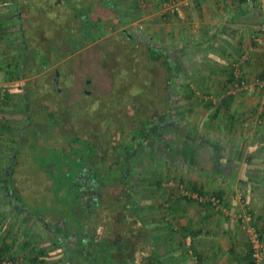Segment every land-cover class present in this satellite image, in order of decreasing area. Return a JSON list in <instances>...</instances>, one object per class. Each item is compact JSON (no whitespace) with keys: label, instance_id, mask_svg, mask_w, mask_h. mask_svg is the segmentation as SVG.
<instances>
[{"label":"crops","instance_id":"1","mask_svg":"<svg viewBox=\"0 0 264 264\" xmlns=\"http://www.w3.org/2000/svg\"><path fill=\"white\" fill-rule=\"evenodd\" d=\"M88 1L93 3L87 4ZM88 1H74L81 3L76 9V25L70 22L69 26L65 25L69 30H73L67 37L76 35L78 38L84 20L91 23L97 21L103 26L105 33L98 42L118 34L128 39L133 47L141 48L145 61L146 58L149 60L152 70H148L151 76L148 83L152 86V91L154 90L151 99L163 101L166 94H178L171 89L180 83L184 85L182 96L185 100L197 99L203 103L211 100L210 103L205 102L202 107L200 103L198 108L202 122L200 131L211 133L207 137L204 153H201L204 158L197 160L193 155L187 157L190 163L198 165L196 168L201 171L199 183L194 184V187L199 186L204 194L215 192L225 199L224 203L228 209L232 202L233 205L238 204L236 199L233 201V196L241 192L240 197L246 198L252 204L249 211L256 214L257 227L264 239V188L261 187L264 186V180L255 181V175L260 172L255 170L256 165H260L257 169H262L264 178V91L255 85L256 80L263 77L264 50L252 41V36L258 32L264 16L245 0H177L180 3L188 2L181 14L164 11V3L167 0ZM115 2L117 7L114 6ZM63 4L65 2L61 0H0V260L5 258L4 254H9L5 249L7 244L13 243L14 238V234L9 230L14 226L10 212L14 210L16 175L13 165L19 159L16 152L21 147L27 156L35 154L31 134L27 137L29 128L20 131V134L17 131L18 126L23 124L25 114L30 112L42 116L45 112L48 116L52 111L57 112L63 108L62 103L59 106L54 103L57 95L60 99L68 100V96L73 94V104L88 99L89 102L82 104L94 106V92L104 91V81L107 77L100 72L102 70L97 71V80L92 78L93 75L87 74V77L93 80L94 89L87 88L90 94L83 92L85 86L82 90H74L71 86L65 95L59 94L55 91L57 87L52 80L44 83L37 79L43 74H49L53 69L61 68L64 63L63 56L58 58L56 55L63 51L66 40L62 38L63 34L59 28L63 23ZM101 8L106 11L104 15L101 14ZM68 12L67 17L69 15L72 18V11ZM82 12L88 14L79 16ZM112 20H115V27H112ZM132 31L136 32L132 34ZM46 32L50 39L43 38L47 35ZM142 32L145 34L141 41L138 36L142 35ZM78 52L70 51L66 59ZM153 53L154 58H151ZM89 65L87 67L96 68L94 62ZM74 67L76 68L75 65ZM164 68L171 69V72L165 71ZM159 70H164L162 78L152 80L151 74H159ZM73 78L76 80L75 73ZM193 85H196V88ZM139 92L142 91L136 94ZM47 98L52 104L45 102ZM64 109L68 110L67 107ZM159 114L158 112V117ZM165 114L169 116L170 112ZM88 139L91 138H84L83 141H89ZM245 153L248 156L243 158ZM18 167L17 179L24 180L25 168L28 170L27 162L22 161ZM36 172L40 176L43 174L41 168ZM254 186L260 189L258 194L251 192L255 189ZM156 210L157 213L160 212L158 207ZM200 211V217L206 221L210 216L207 212L211 213L210 210ZM118 212L117 225L134 224L142 228V220H132L129 223L125 215L121 217L124 210L120 209L115 213ZM125 214L131 215V212L126 210ZM132 214L134 216V213ZM138 216L141 217L139 213ZM21 218L24 224V217ZM152 218L155 219L154 227L157 228L155 234L151 235L152 247H155L159 245V236L162 235L158 230L162 222L159 215ZM63 221L66 224L63 229L68 228L65 219ZM86 222L90 221L87 219ZM119 226L112 228L118 229ZM218 226L220 230L216 231L217 235L206 240L211 243L213 251L206 253L204 258L200 257L199 261L202 264H253L250 253L240 248L242 239L233 233L228 236L230 225L221 219ZM85 227L87 228L81 236L83 240L88 241L90 246L87 248L91 250V247L94 248L95 243L99 242L96 225L89 223ZM133 238L131 235H125L123 239L112 240L107 236L105 240H101L103 244H108L102 250V258L105 259L107 254H110L112 259L104 264H160L159 259L161 264L176 263L171 261L174 259L173 255L164 259V256L157 253L156 248L149 258L144 257L142 252H138L141 248L137 247L136 238ZM171 240L173 242V239ZM25 243L23 242L24 246ZM172 249L174 250L173 247ZM96 252L97 248L92 251V255ZM23 259L25 257H22Z\"/></svg>","mask_w":264,"mask_h":264},{"label":"rangeland","instance_id":"2","mask_svg":"<svg viewBox=\"0 0 264 264\" xmlns=\"http://www.w3.org/2000/svg\"><path fill=\"white\" fill-rule=\"evenodd\" d=\"M61 1L65 2V4L62 7V14H64L63 23L59 28L60 33L63 34L62 38L66 40L63 51L56 54L58 58L63 56L64 59L62 69L60 68V70L64 73L69 71L75 73L76 80L73 78L76 81L73 84L74 90L83 89L86 80L89 79L87 74L88 76L93 75L92 78L97 80L99 77L97 71L102 70L100 72H103L107 77H105L104 81V91L99 93L97 90V92H94V106H86L88 103L83 105V102H89L86 98H83L86 101L82 100V103L77 102L73 104V94L68 96L70 99L72 98L71 101L69 98L65 100L64 98L60 99L57 97L54 103L58 106L62 103L61 106L63 108H68V110L61 112L62 115L66 114V111L68 112L65 116L67 120L62 121L59 116L56 117V120L60 123L55 121L53 124L49 116L45 115L47 114L45 112H43L42 116L25 112L24 120H22L23 124H21V127L18 126L17 131L20 134V131L29 128L30 131H27V137H30V133L31 139L33 138L35 141L37 140L36 136L40 137L37 147L42 150L37 155L27 156L30 164H27L28 170L25 168V179L19 180V183L16 184L14 210L10 212L13 215L11 223L14 226L9 230V232L14 234V238L13 243L7 244L8 247L5 250L9 254H4L5 258L0 260V264H6L5 261L7 259L9 261L12 260V264H100L103 261L102 256L104 252H96L95 255H92V251L97 247H91V250L86 249V247L90 246L86 239L83 240V247L87 253L81 252L83 248L82 239L80 238V242L77 241L78 236L74 238V243H70V245L66 243L72 239L73 233L81 236L82 232L87 228L85 225L89 223H92V225L96 223L97 239L99 240L107 236L111 237L112 240H119L123 239L125 235H131L134 237L133 239L136 238L137 247L141 248L138 252H142L146 258H149L150 253H153L156 248L157 253L162 257L164 256V259L168 255L169 258L173 255L174 259H171V261H175L176 263L174 264H202L199 258H204L206 253L208 254L213 251L211 243H207L206 240L211 236L217 235L215 233L220 230L218 223L221 219L230 225L228 236L233 233V235L242 239L243 243L240 244V248L250 253L251 260L255 264L252 256L250 236L246 232V225L243 222V215L245 213L250 214L253 218V225L259 230L256 223V214L251 210L249 211V207L252 204L246 198L240 197L241 192H238L233 196V201L236 199L238 204L233 205L232 202L228 209L224 203L225 199L219 197L215 192L204 194L199 186L194 187V184L197 185L199 183L198 179L201 171L199 168H196L198 165L191 164L187 157L193 155L197 160L204 158L201 153H204L207 137L211 133H202L200 131V123L202 122H200L201 117L198 115V108L200 103L202 107L205 102L210 103L211 100L204 103L197 99L195 101L185 100L182 96L184 85L180 83L175 84L171 89V91L178 94H170L169 96L166 94L163 101L160 99L153 100L150 96L147 98L145 93L150 89L148 82L151 80L148 70L152 71L150 62L147 58L145 61L141 48L138 46L133 47L132 43L128 39H124L123 35L114 34L113 36L106 37L100 42L87 45L88 47L83 51L66 59L70 51L75 52L76 49H79L80 42L84 43L83 39L90 41L93 32L91 33L88 30L90 29V24H84L79 33V38L81 35L84 38L78 39L79 44L77 41L76 43L73 42L71 39L72 35L67 37L66 35H69V32H73V30H69L65 25L69 26L70 23L76 25V21H74L77 16L76 9L79 8L81 2H74L75 0ZM87 4H90V1ZM114 6L117 7L118 4L115 2ZM85 9L83 8V10ZM67 10L72 11V18L69 15L67 17L66 14H69ZM105 13L106 11L102 9L101 14L104 15ZM114 21L112 20V27L114 26ZM135 32L132 31V34ZM41 33L43 34L44 32L42 31ZM144 34L142 32V35L138 36L141 41ZM43 38L50 39L48 33ZM153 55L154 53L151 55V58H154ZM151 60L153 61V59ZM93 62L96 68L87 67ZM146 65H149L148 68L143 67ZM42 71L43 69H41V73ZM163 74L164 70H159V74L152 73V80L162 78ZM43 76L47 78L48 74H43ZM43 76L37 77V79H41ZM51 76L50 74L49 77L53 78ZM193 86L196 88V85ZM61 87L67 90V84H61ZM91 88L94 89L93 86ZM187 90L186 88L185 91ZM138 91L142 92L136 94ZM144 95L145 98H143ZM158 95L160 96V92H158ZM175 96H178V98H174ZM45 102L49 104L51 101L47 98ZM54 103L53 105H55ZM167 111L170 112L167 120L159 123V117ZM158 112L160 113L159 117L157 116ZM145 117L146 119H150L152 123V125H148V129L150 130L149 136L151 135V138L146 146L142 145L141 140L138 142L133 140L146 125V121L143 120ZM26 120L28 121L27 124ZM56 124L58 126H54ZM47 126L48 129L52 126L53 132L48 133V135H42ZM35 132L37 135L34 134ZM73 132H75V135L82 136L83 138L88 137L95 141L97 139L96 136L99 135L101 136L100 141L102 140L104 147H107V149H110L111 146L120 140L121 132L125 135L118 145L121 150L120 153L129 147L128 158H126V163L124 164V169L127 171V174L129 173L130 177L126 182L130 186H127L126 189L133 190V198L141 216H138L136 219L142 220V228L134 224L117 225L116 218L119 212L115 213L116 211L109 204H115L116 201L121 199L122 203L126 201L130 205L133 200L130 196L126 198L125 193L127 190L120 186L116 187V190L113 192L106 194L104 192L101 200L105 201L106 206L100 205L105 210L102 213L100 223H97V214H95V219H91V222H86V218L91 217L92 214L85 208V215L83 212H79L65 219L70 227V232L66 237L61 235V232L64 231L62 228L65 225L63 221L65 216L62 217L61 215L67 207L64 204L67 202L69 195L56 198V194L62 186H58L57 184L52 185L48 175H45V171H43L44 176L37 175L36 171L41 168L42 163H45L48 168L56 170L57 173L54 175V178L59 183H61V180H64V186L65 182H67L66 177H71L70 174H73L75 170L81 171L76 164H74L75 167L69 168L70 171L68 172H64L63 170L65 169L62 167V164L65 162L70 163L69 166H72V155L79 154L78 147H69L74 144L71 138ZM243 134L245 133L243 132ZM262 141H264V137ZM25 143L26 141H24ZM62 143L66 144V146ZM86 143L88 141L85 140L77 144L83 148L86 146ZM31 144L35 145L33 141ZM58 145L60 146L56 147ZM64 149L66 150V155L63 153ZM87 153L89 154L88 151H85V154ZM246 156L248 155L245 153L242 157L245 158ZM259 166H255V170L260 171L255 175V181L264 180L261 173L262 169H257ZM29 171H31V175ZM254 184L259 185L257 182H254ZM254 187L255 189L252 188L251 192L258 194L260 189L258 190L256 186ZM261 187L264 188V186ZM77 190L73 189L70 191L72 197H75L73 194L77 198L80 196ZM187 193L189 195L199 193L204 201L201 202L194 199ZM17 195L21 198L20 200L16 198ZM236 195L238 198H236ZM212 197H218L221 200L220 208L211 205L209 199ZM8 201L10 202V200ZM77 203L78 206H81L80 201H77ZM201 205L207 207H202ZM157 207L160 210L159 213L156 212ZM202 209L210 210L211 212H207L210 216L207 217L206 221L200 217V210ZM125 211L124 209L121 217L125 215L126 220L131 222L133 218L125 214ZM155 215H159V219L162 222L158 229L162 235L159 236V245L152 247L153 241L151 235H154L157 229L154 227L155 219L153 220L152 218ZM21 217H24V224H22ZM42 217L44 218L42 219ZM126 220L123 219V221ZM22 225L24 228H22ZM57 226H60L61 230H58ZM112 226L119 227L118 229H114ZM261 237L263 239V236ZM171 239H173V242ZM23 242H26L25 246ZM62 244H64L63 247ZM26 252L28 253L27 255ZM22 257H25V259L22 260ZM115 263L118 264L119 262Z\"/></svg>","mask_w":264,"mask_h":264},{"label":"trees","instance_id":"3","mask_svg":"<svg viewBox=\"0 0 264 264\" xmlns=\"http://www.w3.org/2000/svg\"><path fill=\"white\" fill-rule=\"evenodd\" d=\"M87 14H88V12H82V13H79L78 15L79 16H82V15H87ZM83 22H84V24H90V26H89L90 29H88V30H90V32L91 33L93 32V33H92V36L90 38V41L87 40V39H83L84 38L83 35H81L80 38L79 37L77 38L76 35L75 36L74 35L71 36V39L75 43H76V41L78 42V39L79 40L83 39V41H84V43H81L80 42V44L78 42L79 49H76L75 52L84 50L87 45L98 42L99 40H101V38L104 37V34H105L103 32V26H101L100 23H97V21L91 23V22H89V20H84ZM85 22H87V23H85ZM84 24H82V26H84ZM96 31H97V34H96ZM32 60H34V59H32ZM164 65H165L164 67H166L167 66V63H165ZM164 70L165 71H168V72L169 71L171 72V69H169V68H168V70H167V68H164ZM48 116H49V119H51V121H52L53 124H54L55 121L59 122L58 120H56V117L58 116V113L56 111L50 112V115H48ZM167 118H168V115H166V114L160 116L159 117V119H160L159 120V123L164 122L165 120H167ZM143 120L146 121V125L144 126L145 129L144 128L141 129L133 140L135 142H138L139 140H141L142 145L146 146V144L148 143V141H149V139L151 137V135L149 136L150 130L148 129V125H152V123L150 122V119H148V118L146 119V117ZM54 126H58V125L56 124ZM51 127L48 129V126H47V129L43 132L42 135H44V134H47L48 135V133H52L53 132V129ZM33 132H34V130H33ZM34 134L37 135L36 132ZM124 136L125 135H123V133L121 132L120 140L116 143L117 145L115 144V145L111 146L110 149H107V147H104L102 140L100 141V137L101 136H99V135L96 136V138H97L96 141L93 140V139H91L90 141H88V143H86V146L83 147V148H81L78 145L79 143L83 142V141H81L79 139V137H77V138L71 137L72 138V142L74 144L72 146H69V147L70 148L73 147V146L74 147H78V150H79L78 153L79 154H77V155L74 154L71 157L72 158L71 160H74L75 163H79L80 164L83 160H85L83 158V156H85V157L87 156L88 158L89 157L91 158V155L94 156V158H95L94 160H95L97 166H95L94 169H91V171L89 170L88 172L91 173V177H89V178L93 182H96L95 188L97 189V191L96 190L93 191V189H89V191H93V193H95V191H96L97 194L94 197H95V199L96 198L97 199L99 198V202H98L99 205L106 206L105 201L101 200V198L104 196V192H105V194L106 193H110V192H113L114 190H116V187L122 186L125 190H127L126 193H125L126 198L128 196H130L133 200L131 201L130 205H128L126 203V201L124 203H122L121 202V199H120V200H118V201L115 202L114 207H112V208L116 209L115 211H119L120 209H122V211L124 209L130 211L131 212V215L129 214V216H131L133 218L132 220L135 222V221L138 220V219H136L137 218L136 215L138 216L139 209H138V207H136L135 200L133 198V190L126 189L127 186L128 187L130 186V185H128L126 183L127 180L130 179V177H129V173L127 174V171H125V169H124V164L126 163V158H128V149H129V147L126 150H123L122 153H120L121 150L119 149V145H118V143H120L122 141V139H124ZM36 137H37V140L36 141L33 138L31 139V141H33L36 144V146H34V145L32 146V148L35 149L34 150L35 151V154L34 155H37V153L41 151L39 149V147H37V144H39V142H40V137H38V136H36ZM62 144H64V143H62ZM64 145L66 146V144H64ZM59 146L60 145H58L56 147H59ZM85 151H88L89 154L88 153L85 154ZM82 152H84V153H82ZM63 153L66 155V150L65 149H64ZM16 156H17V159L18 158L19 159H18V161L16 160V162L13 165L14 175H16L15 177L19 176L17 174L18 171H19L18 170V168H19L18 166L20 164H22V161H25V162H27V164L28 163L30 164V162H28V159H27V154L23 152V149L21 147L17 150ZM74 161L72 162V165L75 164ZM62 165H63L62 167H64V169H65V170H63L64 172L70 171L69 167H72V166H69L70 163L68 164L67 162L63 163ZM79 167H81V165ZM41 168H44V169H41V170L45 171L48 174L49 181L52 183V185L57 184L58 186H64V184H63L64 180H61L60 181L61 183H59L54 178V175L57 173L55 169L48 168L45 165V163H42ZM80 170L82 171L83 169L81 168ZM12 172H13V170H12ZM29 174L31 175V171H29ZM36 174L37 175H40V174H38V172ZM36 174H35V176H36ZM74 176H76V174ZM66 178H69V177H66ZM66 178H65V180H66ZM71 180H74V179L73 178L72 179H68L67 182H65V186L70 185L72 183ZM86 181L87 180H84L83 182H86ZM17 183H19V180H17V178H15V181H14V193L15 194H16L15 191H16V188H17V185H16ZM128 193H129V195H127ZM68 195L69 196H68L67 202H65V204H64L67 207H66V209L64 210V212L61 215L62 217L65 216L64 219H68L69 217L75 215L74 214V211L72 209V206L70 204V202L73 204L74 197H72L70 193H68ZM57 196H58V194H56V198H58ZM73 196H75V195L73 194ZM88 196H89V194H88ZM16 198H19V200L21 199L18 195H17ZM132 213H134V216H133ZM85 218H83V219H85ZM87 219H88V217L86 218V220ZM140 221H141V219H140ZM129 223H131V222H129ZM59 227L60 226H57L58 230H61ZM67 227L70 228L68 225H67ZM80 237L77 239V241H79V242H80ZM81 239H82V237H81ZM95 244H96V247L98 249V252H100V253L102 252V250H103L104 247H107V244L106 243L103 244L101 242V240H99V242H96ZM111 260L112 259L110 257V254H107V258L103 259V261H101L100 264H104V263H106L108 261L111 262ZM159 260H160V264H161V259H159Z\"/></svg>","mask_w":264,"mask_h":264},{"label":"flooded vegetation","instance_id":"4","mask_svg":"<svg viewBox=\"0 0 264 264\" xmlns=\"http://www.w3.org/2000/svg\"><path fill=\"white\" fill-rule=\"evenodd\" d=\"M62 69V68H61ZM50 74L52 75L51 77H53V78H50L49 76H50ZM50 74H48V77L47 78H45V76H43L42 78H41V81L42 82H44L45 83V81H46V83H49V80H52V83L55 85V87H57L56 89H55V91L57 92V93H59V94H63V95H65L67 92V90H65L63 87H61V84L63 85V84H67V89L68 88H70L71 89V86L73 87V77H74V72H71V71H69V72H66V73H64L63 71H61L60 70V68H58V69H53L51 72H50ZM47 75V74H46ZM92 82H93V80H87L86 81V83H85V87H84V90H83V92L84 93H89L90 94V91L87 89V88H89V87H91L92 86ZM146 89H148L147 87H145ZM153 93H152V86H150V89H148L147 91H146V93H145V95H146V97L148 98L149 96H151ZM145 95H144V97L143 98H145ZM57 97H58V95H57ZM143 100V99H142ZM64 110H67V109H64V108H61V109H58V113H59V117L62 119V121H65V120H67V118L65 117L66 116V114L68 113L67 111H66V114H64V115H62L61 114V112L62 111H64ZM62 116H64V117H62ZM64 119V120H63ZM76 131H77V129H75ZM152 134V133H151ZM71 137H73V138H77V137H79V139L81 140V141H83L84 140V138L81 136H79V135H75V132H73V134H72V136ZM151 138V137H150ZM87 139V138H86ZM89 141L91 140V139H88ZM150 140V139H149ZM94 143V142H93ZM83 158L85 159V160H83L80 164L79 163H75V161L74 160H72V162L74 161V163L76 164V165H78L77 167H79L80 165H81V167H79L80 169L82 168L83 170L82 171H80V172H78L77 170H75V172H73V174H76V176H74L73 174H70V176H71V178L69 177V178H67V180L68 179H74L73 180V182L70 184V185H68V186H62V188L59 190V192L57 193L58 194V196L57 197H63V196H68V193H70V191L71 190H73V189H75V190H77V191H79V193H80V196L77 198V196L75 195V197H74V199H73V204L70 202V204H71V206H72V209H73V211H74V214H78L79 212L81 213V212H83V214H84V212H85V208H87V211H90V214H92V216L91 217H89L88 218V221H92L93 219H95V214H97V223L99 222H101L100 220H101V218H102V213L103 212H105V210H103L101 207H100V205H99V198L97 199H95V195L97 194L96 193V191H97V189L95 188V185H96V182H93L89 177H91V173H89L88 171L90 170L91 171V169H94L95 168V166H97V164H96V162H95V158H94V156L93 155H91V158L89 159L87 156L85 157V156H83ZM97 161V160H96ZM74 166V164L72 165V167ZM72 167H69L70 169L72 168ZM75 167V166H74ZM68 169V168H67ZM66 169V170H67ZM47 173H45V175H46ZM48 175V174H47ZM41 176H44V174H41ZM76 178V179H75ZM41 179V178H40ZM84 180H87L86 182H83ZM89 189H93V191L94 190H96L95 191V193H93V191H89ZM88 194H89V196H88ZM77 201H80L81 202V206H78V203H77ZM110 206L111 207H114V204H112V203H110ZM85 215V214H84ZM88 216V215H87ZM82 217H84V216H82ZM44 217H42V219H43ZM92 219V220H91ZM78 220H80V219H78ZM45 221V220H44ZM95 225H96V223H95ZM58 232H61V231H58ZM69 229L68 228H66L65 227V229H64V231H63V233L61 232V235L63 236V237H66L67 235H69ZM56 235V234H55ZM73 236L71 237L72 239L70 240V241H68V242H66V243H69V245H70V243H74L75 242V239L74 238H76V236H78L77 234H75V233H73L72 234ZM85 235V234H84ZM78 237H80V236H78ZM82 237V236H81ZM80 237V238H81ZM106 239V237H103L101 240H105ZM58 240H59V238H58ZM64 240V239H63ZM83 243H84V241H83V237H82V247H83ZM63 245L64 244H62V247H63ZM86 249H87V247H86ZM81 252L82 253H87V252H85V250H84V247L82 248V250H81Z\"/></svg>","mask_w":264,"mask_h":264},{"label":"built area","instance_id":"5","mask_svg":"<svg viewBox=\"0 0 264 264\" xmlns=\"http://www.w3.org/2000/svg\"><path fill=\"white\" fill-rule=\"evenodd\" d=\"M249 4L255 6L259 13L264 16V0H245ZM188 5V2L180 3L177 0H167L164 3V11H170L174 14H181L183 7ZM253 43L258 47L264 50V19L259 26V30L256 34L252 36ZM256 87L264 91V73L261 79L256 80ZM5 92V91H3ZM188 194V193H187ZM189 195V194H188ZM189 196H192L194 199H197L203 202V197L198 193H192ZM212 206L216 208L221 207V200L218 197H212L209 199ZM243 222L245 223V229L248 235L250 236V244L252 248V256L255 264H264V242L262 241V235L259 230L253 225V218L250 214L245 213L243 215ZM6 264H12L13 261L7 259Z\"/></svg>","mask_w":264,"mask_h":264}]
</instances>
